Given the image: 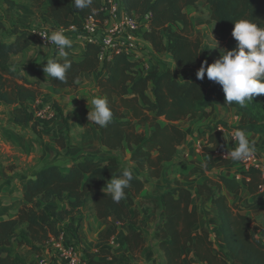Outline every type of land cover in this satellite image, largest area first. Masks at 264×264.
I'll list each match as a JSON object with an SVG mask.
<instances>
[{
  "label": "trees",
  "instance_id": "trees-1",
  "mask_svg": "<svg viewBox=\"0 0 264 264\" xmlns=\"http://www.w3.org/2000/svg\"><path fill=\"white\" fill-rule=\"evenodd\" d=\"M27 1L40 7L46 0ZM121 1L125 15L137 20L145 19L142 40L150 46L151 52L166 51L176 66L195 71L202 62H214L215 59H210L201 50L199 38L191 36L192 21L185 7L196 5L198 0ZM203 1L209 6L213 33L223 43L220 55L236 46L237 42L231 35L235 21L246 19L264 28V0ZM0 2L8 9L14 6L13 0ZM47 2L45 15L60 28L81 27L91 17L103 31L109 17L108 6L96 0L90 8L83 10L76 9L73 0ZM2 27L0 19V30ZM12 31L15 35L10 40L0 33V103L13 106L9 112V123L36 131L38 121L25 102L41 95L42 82L22 75L21 67L12 60L30 44L28 28L15 24ZM103 49L100 42L86 41L81 57L70 59L71 68L66 72V79L61 82L48 78V84L58 88H76L82 74H96L100 97L107 99L113 113L106 127H97L99 142L109 152L104 156L78 157L67 170L53 163L43 165L31 174L14 215L0 218V264H28L14 248L13 241L41 254L49 242L58 240L62 231L60 219L71 211L78 216L68 223L67 237L80 246L78 227L86 210L99 219L114 217L126 225L124 242L131 259L149 246L158 250L159 264H191L184 261L183 252L194 246V255L207 264H227L230 261L264 264V243L250 230L251 218L238 212L237 204L227 203L220 194L226 188L236 197L245 186L250 193L264 196L258 192V185L262 182L259 169H246L240 179L217 175L198 185V193L209 191L207 198L216 207L218 230L224 246V249L217 250H213V242L206 229L195 235L192 231L198 214L190 209L191 193L187 188L174 180L173 186L164 192L141 194L145 184L143 175H140L159 178L167 163L178 153L184 138L181 123L199 114L207 116L215 105L234 107L245 113V118L236 126L220 120L207 126L208 135L200 150L203 156L229 152L221 138L223 129H240L264 136V94L255 96L244 107L235 102L227 104L222 87L206 76L207 79L202 80L197 76L179 78L170 68L162 72L156 69L144 71L141 58H129L119 44L101 56ZM51 59H56L54 54ZM124 111L130 114L126 115ZM145 128L151 132L146 134ZM122 154H127L126 161ZM228 161L223 159L220 163ZM210 162L208 159L206 164ZM124 168L132 171L133 179L124 189L125 198L116 203L105 194V185L112 178H117ZM54 200H59L65 207L52 209L49 203ZM144 205H149L156 214L155 222L149 227L143 226L141 207ZM11 206L0 202V217L6 215ZM113 234L114 229L109 230L100 243L108 242ZM81 249L87 264H107L105 260L95 259L96 255L109 254L106 248H101L96 254Z\"/></svg>",
  "mask_w": 264,
  "mask_h": 264
},
{
  "label": "crops",
  "instance_id": "crops-1",
  "mask_svg": "<svg viewBox=\"0 0 264 264\" xmlns=\"http://www.w3.org/2000/svg\"><path fill=\"white\" fill-rule=\"evenodd\" d=\"M13 1L14 6L9 9L6 5L0 2V19L3 24L0 33L5 39L10 40L14 37L15 34L12 31V27L15 24L19 27H27L29 24L33 23L37 26L44 25L52 31H63L72 41L71 48L66 49L69 60L79 59L81 57L86 43V33L80 27L70 26L68 28H60L52 18L45 15L48 8L47 1L40 7L34 6L32 2L27 0ZM96 1L104 4L105 0ZM201 3H204V1L198 0L196 5ZM196 5L186 6L185 12L192 21V33L195 36H200V23L196 20V17H194ZM205 8L210 12L207 4H205ZM108 13L109 17L104 24V29L103 31H99V38H101L103 32L107 31L112 24L125 15L122 1L112 0L111 9ZM180 25L181 23L179 22L178 26ZM73 27H75V31L72 30ZM29 39L30 44L23 51L14 55L12 60L21 67L22 75L28 79L41 80L42 93L37 98H28L25 103L38 121V128L41 127L43 132L48 135L53 129L55 131L63 130L65 124L60 118L58 112H55L56 117L54 119L51 117H42L38 119L39 117L35 116L36 111L50 110L52 105L56 104L60 107L63 113L71 114L74 117V120L69 121L68 126H66L68 127V130H70L68 134L70 136L74 135L75 139L78 141L77 144L81 147H78L77 145L73 146L70 150L73 155L62 164L60 161L56 160V152L53 155L51 152L47 151L49 146L45 141L36 142L28 129L9 123V115L6 118V122L0 121V178L2 177L4 181L3 185L0 187V195L6 192L10 187L15 189L18 186V192L15 193L17 197L12 198L13 205L11 204L12 206L9 210V214L1 216L0 218L12 217L14 215L18 206L17 202L21 198L25 189V183L36 169L43 165L54 163L59 165L61 169L67 170L71 162L78 157L104 156L109 152L108 149L102 146L99 142V135L97 132V127L99 126L87 121V113L92 108L91 100L100 96L96 74H82L80 80L77 82L76 88H58L49 85V77L47 73L43 72V65L51 59L53 54L59 62L63 61L59 58L58 50L55 46L44 45L40 40L31 36H29ZM142 42V48H144L149 54H146L141 50L137 53L136 57H140L143 65L149 66V70L156 69L158 72H162L165 69L170 68L173 72L174 68H181L173 63L172 57L166 51L153 53L150 50V46L143 40ZM160 61L167 62V65L164 67V65L159 64ZM12 108L13 106H6L0 103V111L3 109L11 110ZM124 112L126 115L130 114L129 111ZM2 117L3 113L0 112V120ZM244 118L245 113L226 104L215 105L207 116L199 114L194 119L187 121L190 125L187 131V126L184 128V138L181 142L178 153L172 161H170H175L176 164L170 167H167L166 165L161 176L156 179L153 178L154 181H151V183H149V178L145 174L142 177L145 186L141 194L161 193L171 187L170 181L177 180L178 182H182V186L187 188L191 193L190 209L196 211L198 214V221L194 224L192 231L195 235L200 233L203 229H206L210 240L213 242V250L224 249L222 236L218 230L216 207L211 200L207 198L210 195V192L204 190L202 194H199L197 187L199 184L203 183L205 179L214 176L216 177L217 175H229L228 177L240 179L241 173L246 169L264 164V136L259 133L243 131L240 129H223L221 138L225 148L229 152L237 145V141L234 139L235 131L244 132L250 144L253 145L254 151L251 156V161H244L245 163H241V161H233L227 154L228 152H223L224 154L215 152L206 156L198 153L200 147L204 143L203 139H205L208 134V131L201 128V126L202 124L209 126L219 120L226 122L229 126H236L240 124ZM148 130L149 134L151 129ZM79 152L81 153L78 154ZM62 153L67 154L64 149ZM220 154H222L223 158ZM125 158H127V154ZM125 158L124 160H126ZM208 159L211 162L206 164ZM223 159H229V161L220 163ZM128 164L131 163L128 161ZM197 174H200V177H196ZM220 194L224 196L227 203L237 204L238 212L248 215L251 218L250 230L258 240L264 243V196H257V194L250 193L245 186L241 187L240 193L236 197L226 188H223ZM54 207H56V209H60L61 207L64 208L65 204H54ZM141 211L144 226L145 215L148 213L149 215L146 217L149 219V216L155 213L150 210L149 205L142 206ZM75 218L76 214L70 212L69 217L65 221L69 223L70 221H74ZM111 229H114V234L110 237L108 242L105 243V246L108 250L117 247L116 250H121L124 253V256H126V259H128L129 254L124 242V234L127 227L125 224L117 222L114 217L109 219H99L95 215L85 213L79 222L78 227L81 248L89 249L86 244H90V238H94L95 235L97 237L99 235L102 236ZM63 237L64 235L61 233L60 238L62 239ZM56 242V240L49 242L41 254L30 252L31 254L28 253L27 256H24L18 246H13L19 254L24 257L28 264H42L39 261L42 259L44 260L45 257L50 255L49 250L51 248L56 252ZM152 252L145 247L138 257L137 262H134V264H159V262H147V256H150L148 258L149 261L151 260V257L154 256V252L151 254ZM24 253H27L26 250H24ZM56 253L54 254L56 255ZM98 257L100 259H105L107 262L104 256ZM183 259L185 262L190 261L191 264H207L194 255V246L185 249L183 252ZM129 263L133 264L132 262H126V264ZM43 264L55 263L49 261L44 262ZM58 264L66 263L60 259ZM83 264H86V262H83ZM227 264L239 263L236 261H230Z\"/></svg>",
  "mask_w": 264,
  "mask_h": 264
},
{
  "label": "clouds",
  "instance_id": "clouds-1",
  "mask_svg": "<svg viewBox=\"0 0 264 264\" xmlns=\"http://www.w3.org/2000/svg\"><path fill=\"white\" fill-rule=\"evenodd\" d=\"M76 9L90 8L93 0H73ZM75 31V27L72 29ZM41 35V34H40ZM236 46L231 50L224 51L223 55L212 63L202 62L196 72L198 79L205 76L222 87L225 103L236 104L244 107L257 95L264 94V28L246 20L239 19L234 22L231 31ZM45 41L55 45L58 56L62 63L56 59H49L43 65V72L49 78H55L61 82L66 79V72L71 68V61L68 59V52L72 41L63 31H53L50 35H41ZM217 46V45H216ZM215 48V47H214ZM92 108L87 113V121L103 128L111 122L113 113L108 107L107 99L97 96L91 100ZM236 147L227 154L233 161H245L249 159L254 151L253 145L242 131L234 132ZM133 179L130 169L124 168L117 178H112L110 183L105 185L106 193L112 200L119 203L125 198L124 189L129 187Z\"/></svg>",
  "mask_w": 264,
  "mask_h": 264
},
{
  "label": "rangeland",
  "instance_id": "rangeland-1",
  "mask_svg": "<svg viewBox=\"0 0 264 264\" xmlns=\"http://www.w3.org/2000/svg\"><path fill=\"white\" fill-rule=\"evenodd\" d=\"M209 13L210 12H208L207 9L205 8V4L204 3L196 5L194 17H196V20L199 21V23H200L199 24V26H200L199 27L200 28L199 29L200 36H195L192 33V31H191V36L193 38H196V37L199 38L201 50L203 52H205L206 55L210 59H216V58H218L220 56V54L222 52L223 43H221L218 39H216V37H215V35L213 33V26H212L213 22L210 19V14ZM32 26L39 27L37 25H34V23H33V24H29L27 26V28H30ZM42 26L47 28V26H44V25H42ZM28 36H30V35L28 34ZM137 46H138V50H143L146 54H149L148 52H146V50L144 48H141L140 44H138ZM159 64H162L165 67V65H167V62L160 61ZM196 72L197 71H195L194 69H191V68H174L172 73H174L179 78H183V77H187V76H196ZM205 79H207V78H205ZM52 108H50V110H45V112L41 116H39L38 119H40L42 117H51V118L54 119L56 117V113L55 112H58L60 118L62 119L63 123L65 124V128L63 130H56L55 131L53 129L51 131V133H49V135H48L47 133L43 132L41 127H39V128L37 127L36 131H32L29 127H25V129H28L30 131V134L33 136L34 141H36V142L45 141V143H47V145L49 146L47 148V151L51 152L53 155L56 152V155H55L56 160L60 161L63 164L64 161L68 160V158H70L73 155V153L70 151L73 148V146H75V145H77L78 147H81V146H79L77 144L78 141L75 139L74 135L70 136L68 134L70 132V130H68V127H66V126H68L69 121L74 120V117L71 114L63 113L62 110L60 109V107L58 105H56V104L52 105ZM0 112L3 113V117H2V119L0 121L1 122H6L7 121L6 118L9 115L10 109H3ZM160 123L163 124L162 121H160ZM189 125L190 124L187 123V122H182L181 123V126H183L184 128L187 126L186 127V131H187ZM201 128H203L204 130H207L206 129L207 128L206 124H202ZM148 131H149L148 128H145L146 134H148ZM203 140L205 141V139H203ZM201 147H200V150H201ZM63 149H64L65 152H67V154L62 153ZM200 150L198 151V153H200ZM80 153L81 152H79L78 154H80ZM125 156H126L125 154L124 155L122 154V158L123 159L125 158ZM220 156L222 157V154H220ZM125 159L127 160V158H125ZM241 163H245V162L241 161ZM175 164H176L175 161L174 162H169V163H167V167H170V166L175 165ZM140 175H144V174L140 173ZM196 177H200V174H197ZM212 178H215V176L212 177ZM148 181H149V183H151V181L153 182L154 179L153 178L152 179L149 178ZM170 182H171V187H172L173 184H174V180L170 181ZM3 183H4V181H3V178L1 177L0 178V187L3 185ZM181 184H182V182H181ZM16 192H18V186L15 189L10 187L8 190H6V192H4L2 195H0V202L3 203V204H12L13 205L12 198L17 197L15 195ZM54 204H62V203L59 200H54V201H52L49 204V206L52 209H56V207H54ZM85 212H86V214L92 215L91 212H89V211L87 212V210ZM8 214H9V212L7 213V215ZM147 215H149V214L147 213L145 215V217H144V223H145L144 226L145 227L151 226L156 220L155 219L156 218L155 214L150 215L149 219H147V217H146ZM77 216L78 215L76 214V217ZM68 217H69V215L67 217H65V218H61L60 219L61 230H62L63 235H65V236H67L66 229H67V226H68V223L65 220ZM102 236L99 235L97 237L95 235L94 238H90L89 239L90 244H86V246L89 247V249H88L89 251H91V252L96 254L101 248H106L107 249L105 244H101L100 243V239L102 238ZM79 237H80V235H79ZM13 245L18 246V248L24 254V256H27L28 253L31 254L30 252H33V251H31V249H29L26 246H19L15 240L13 241ZM146 247L148 249H150L151 252L152 251L154 252V256L151 257L150 261L148 260V258L150 256H147V262H152V261L153 262H159V259H160L159 252L156 251L153 248H150L149 246H146ZM116 249H117V247H115L114 249L109 250L110 253L107 254V255H96L95 259L96 260H105L103 258L100 259L98 257V256H104L106 258L108 264H120V263L126 264V262H132L134 264V262H137L138 257L140 256L139 255L138 257H136L133 260L128 255V259H126V256H124V253L121 250H116ZM24 250H26L27 253H24ZM77 250H78V252H80V259H79V263L78 264H83V262H86V264H87V259H86V256L84 255V253H83V251L81 249V246L77 245ZM49 251H50V255L48 257L44 258L46 260V262L50 261L52 263L58 264L60 258H58L57 253L54 252L53 248H51ZM153 252L151 254H153ZM54 253H56V255ZM81 255L84 256V257H82Z\"/></svg>",
  "mask_w": 264,
  "mask_h": 264
},
{
  "label": "built area",
  "instance_id": "built-area-1",
  "mask_svg": "<svg viewBox=\"0 0 264 264\" xmlns=\"http://www.w3.org/2000/svg\"><path fill=\"white\" fill-rule=\"evenodd\" d=\"M104 4H106L107 12L111 9L112 0H105ZM109 14V13H108ZM85 33L86 41H97L102 43L103 51L102 55L108 51L115 44H119L121 46V51L127 55L129 58H139L136 57L137 53L141 50H138V44L141 45L142 48V33L146 28L145 19L137 20L134 17L123 15L119 20H117L114 24H112L107 31L103 32L101 38H99V28L96 25L93 18H87L83 25L80 27ZM53 31L49 28L39 26V27H30L28 28V34L37 38L44 45L55 46L50 42L45 41V39L41 36L44 34L50 35ZM41 34V35H40ZM144 71H149L148 65H142ZM45 110H38L35 113V116H41ZM224 154V153H223ZM251 157L245 162H250ZM255 168L261 171L262 182L258 185V192L264 193V164L254 166ZM62 231H60V234ZM55 249L57 252V256L62 259L66 264H78L80 259V252L77 250L76 242L74 240H69L67 236L61 239L60 236L58 240H56ZM39 262L42 264L46 262V260L42 259Z\"/></svg>",
  "mask_w": 264,
  "mask_h": 264
}]
</instances>
